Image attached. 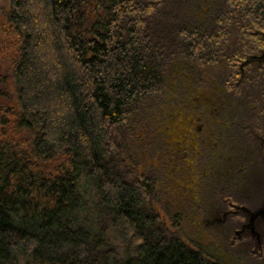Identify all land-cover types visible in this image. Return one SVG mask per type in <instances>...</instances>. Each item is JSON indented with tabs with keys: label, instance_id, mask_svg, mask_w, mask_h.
<instances>
[{
	"label": "trees",
	"instance_id": "obj_1",
	"mask_svg": "<svg viewBox=\"0 0 264 264\" xmlns=\"http://www.w3.org/2000/svg\"><path fill=\"white\" fill-rule=\"evenodd\" d=\"M190 2L0 0V264H224L180 232L187 213L130 140L181 80L207 92L168 124L191 171L192 126L214 114L264 164V61L244 64L264 54V0H214L201 19Z\"/></svg>",
	"mask_w": 264,
	"mask_h": 264
},
{
	"label": "rangeland",
	"instance_id": "obj_2",
	"mask_svg": "<svg viewBox=\"0 0 264 264\" xmlns=\"http://www.w3.org/2000/svg\"><path fill=\"white\" fill-rule=\"evenodd\" d=\"M7 2L8 0H3V7ZM213 2L214 0H191L185 4L183 15L188 18L193 12L199 19L204 18L209 15ZM179 82L174 87V95L168 98L167 107L171 110L152 109L147 117L135 121L130 129L132 151L141 162L140 169L153 170L159 183L158 192H163L161 197L169 202L172 211L181 210L187 213V220L180 227V232L186 239L190 237L210 249L224 264H264V215L255 221L254 234H250L251 230L246 228L250 223L249 214L264 209V164L260 165L255 161L257 149L233 137V132L228 129L226 123L228 115L222 118L227 126L219 127L212 120L217 116L214 114L211 115L212 127L209 131L205 130L202 122H196L192 126L191 131L197 138L189 143L190 147L191 144L194 145L190 154L191 158L200 164L199 170L191 171L185 161L189 156L180 157L181 154L184 155L181 150H185V145L175 142L173 133L169 135L168 124L171 123L174 113L183 115L185 120L189 119L186 114L188 109H191L189 107L198 105V100H202L207 92H188L185 84L181 80ZM177 99L183 101L187 110L183 105H180L178 110L174 109L170 101ZM200 117L203 118V115ZM200 117L197 121H200ZM187 126L182 123L180 128L187 131ZM222 128L225 129L221 130ZM215 134L219 135V146L215 144ZM191 149L192 147L190 151ZM236 152L239 153L241 164L238 166V172L234 174L232 168L238 165V156L234 154ZM203 166H209L210 170L204 171ZM191 175L195 184L183 185ZM255 177H258V183L252 181ZM220 184L237 197L234 200L237 203L235 209L239 211L234 214L237 217L227 215L229 217H226V220L224 215L227 203L221 204L209 196L210 189H215ZM236 235L240 240L233 244L232 238Z\"/></svg>",
	"mask_w": 264,
	"mask_h": 264
},
{
	"label": "flooded vegetation",
	"instance_id": "obj_3",
	"mask_svg": "<svg viewBox=\"0 0 264 264\" xmlns=\"http://www.w3.org/2000/svg\"><path fill=\"white\" fill-rule=\"evenodd\" d=\"M258 177H255V178H253L252 179V181L253 182H255V183H258V179H257ZM237 199V197L235 196V197H233V198H228V199H226L225 201L227 202V208H226V212H225V218L227 217H229V216H227V215H230L231 217L232 216H234V214H238L237 212H239V211H236V207H237V203L236 202H234V200H236ZM261 209V208H260ZM262 210V209H261ZM258 211H259V209H258ZM248 214H249V212H247ZM264 215V214H263ZM263 215H261V217L263 216ZM249 216L251 217V215L249 214ZM234 217H237V215H235ZM259 217V216H258ZM258 217L254 220V226H255V221L258 219ZM227 218H226V220H227ZM251 219V218H250ZM250 222V221H249ZM242 226H243V224H242ZM242 226H241V228H242ZM246 228H248V227H246ZM250 229V228H249ZM251 230V233L249 232V230H245V232H249L250 234H254L255 233V231H253L252 229H250ZM237 231H239V230H237ZM237 231H235V233L237 234L238 232ZM242 232V231H241ZM252 236V235H251ZM252 239H254V237L252 236L251 237ZM233 241H232V243L233 244H235V243H238V241L240 240V238L239 237H237V235L236 236H234L233 238Z\"/></svg>",
	"mask_w": 264,
	"mask_h": 264
},
{
	"label": "water",
	"instance_id": "obj_4",
	"mask_svg": "<svg viewBox=\"0 0 264 264\" xmlns=\"http://www.w3.org/2000/svg\"><path fill=\"white\" fill-rule=\"evenodd\" d=\"M253 60H259L260 62L261 61H264V54L259 56V57H251L249 59H247L246 61H244V64L250 62V61H253ZM264 214V209L263 210H259L257 211L256 213H251V219H250V223L247 225L248 228L252 229L253 231L254 230V220L258 217V216H261Z\"/></svg>",
	"mask_w": 264,
	"mask_h": 264
}]
</instances>
